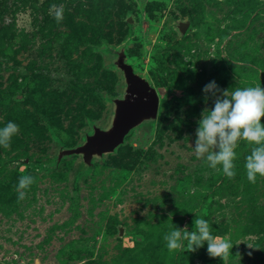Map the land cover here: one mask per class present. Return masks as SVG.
I'll return each mask as SVG.
<instances>
[{
	"label": "rangeland",
	"instance_id": "rangeland-1",
	"mask_svg": "<svg viewBox=\"0 0 264 264\" xmlns=\"http://www.w3.org/2000/svg\"><path fill=\"white\" fill-rule=\"evenodd\" d=\"M126 41L159 94L156 125L87 179L78 157L48 172L58 141L79 145L107 121L105 97L120 96L122 78L104 48ZM210 81L264 85V0H0V127L19 129L0 145V264H222L206 245L169 250L157 233L191 231L196 215L233 244L228 264H264V177L249 182L236 167L228 177L190 147L214 103L202 92ZM23 175L33 180L21 199Z\"/></svg>",
	"mask_w": 264,
	"mask_h": 264
},
{
	"label": "clouds",
	"instance_id": "clouds-1",
	"mask_svg": "<svg viewBox=\"0 0 264 264\" xmlns=\"http://www.w3.org/2000/svg\"><path fill=\"white\" fill-rule=\"evenodd\" d=\"M56 19H62L59 11ZM202 92L205 103L209 98L214 103L211 108L206 107L201 112L197 121L194 147L190 145L193 154L197 159L203 157L208 167L217 169L219 166L226 176L233 177L236 174L234 160L237 157L238 142L246 141L251 150L246 156L244 167L249 182L255 183L258 176L264 177V85L221 90L215 81H210L203 87ZM18 130V125L12 121L0 127V145L6 146ZM32 180L30 175L20 177L17 185L19 198L22 199L24 195L19 190L27 188ZM164 240L169 250L185 246V241L190 252L206 245L208 255L220 258L222 264H228L229 256H233L231 241L212 235L208 220L197 215L191 231L186 227L181 229L174 226L165 234Z\"/></svg>",
	"mask_w": 264,
	"mask_h": 264
},
{
	"label": "water",
	"instance_id": "water-1",
	"mask_svg": "<svg viewBox=\"0 0 264 264\" xmlns=\"http://www.w3.org/2000/svg\"><path fill=\"white\" fill-rule=\"evenodd\" d=\"M128 22L134 23L132 16ZM190 25L189 20L178 22L176 28L181 37L187 34ZM129 45L130 41H126L119 49L108 45L104 48L109 64L120 72L122 78L120 96L105 97L111 106L107 121L102 124L91 122V131H83V141L79 145L66 147L58 141L48 172L59 169L65 159L78 157L81 179H87L92 175L95 163L115 154L135 130L156 125L160 109L159 94L151 81L128 62L126 49Z\"/></svg>",
	"mask_w": 264,
	"mask_h": 264
},
{
	"label": "trees",
	"instance_id": "trees-1",
	"mask_svg": "<svg viewBox=\"0 0 264 264\" xmlns=\"http://www.w3.org/2000/svg\"><path fill=\"white\" fill-rule=\"evenodd\" d=\"M190 30H191V29H190ZM190 30L188 31V33L190 32ZM188 33H187V34H188ZM129 34L132 35L131 31H130ZM221 42H222V39H221ZM238 74H239V73H238ZM239 75H241V74H239ZM253 75H254V76H253L254 79H256V78L258 77L257 74H253ZM162 108H163V107H162ZM162 108L160 109V111L162 110ZM262 123H264V119H262ZM242 147L245 149L244 152H246V153H248V152L251 150V146H250V144H249L248 142H246V141H244V142L242 143ZM244 154H245V153H244ZM245 162H246V160L241 159L240 156H239V154H237V157H236V159H235V164H234V165H235V167H236L237 169H243V170H245L244 165H243V164H245ZM210 188H211V187H210ZM211 189H212V188H211ZM211 189H210V190H211ZM220 195L222 196L223 193H220ZM209 196H210V191H209V194L207 193L206 195L202 196V200H201L200 202H204V201H206V200L208 199ZM157 229H158V228H157ZM164 229H165L164 225L161 226V227H159V229L157 230V233L161 231V234H162V235H165V231H164Z\"/></svg>",
	"mask_w": 264,
	"mask_h": 264
},
{
	"label": "flooded vegetation",
	"instance_id": "flooded-vegetation-1",
	"mask_svg": "<svg viewBox=\"0 0 264 264\" xmlns=\"http://www.w3.org/2000/svg\"><path fill=\"white\" fill-rule=\"evenodd\" d=\"M188 33V32H187ZM127 54V53H126Z\"/></svg>",
	"mask_w": 264,
	"mask_h": 264
}]
</instances>
